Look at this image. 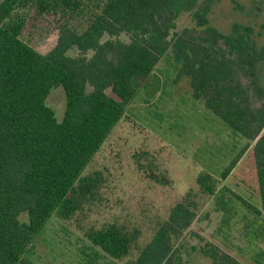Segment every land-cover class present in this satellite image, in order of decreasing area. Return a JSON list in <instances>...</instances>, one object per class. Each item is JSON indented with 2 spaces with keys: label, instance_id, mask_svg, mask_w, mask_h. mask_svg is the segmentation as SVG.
<instances>
[{
  "label": "trees",
  "instance_id": "trees-1",
  "mask_svg": "<svg viewBox=\"0 0 264 264\" xmlns=\"http://www.w3.org/2000/svg\"><path fill=\"white\" fill-rule=\"evenodd\" d=\"M215 1H0V264H36L29 255L49 219H70L96 200L103 175L83 171L124 117L138 80L169 48L192 96L245 139L219 177L234 172L260 207L231 189L221 192L264 214V24L256 34L236 21L224 33L209 19ZM184 11L195 26L176 31ZM32 13L56 23V42L44 53L24 37ZM81 18L86 24L78 30L73 24ZM56 86L65 94L61 121L46 104ZM153 179L168 183L162 173ZM216 182L208 173L196 177L205 195L215 194ZM196 204L189 197L176 202L141 247L139 229L114 222L85 236L113 259L137 250L131 264H180L173 242L191 225ZM205 254L211 264H244L215 244Z\"/></svg>",
  "mask_w": 264,
  "mask_h": 264
},
{
  "label": "rangeland",
  "instance_id": "rangeland-1",
  "mask_svg": "<svg viewBox=\"0 0 264 264\" xmlns=\"http://www.w3.org/2000/svg\"><path fill=\"white\" fill-rule=\"evenodd\" d=\"M209 19L224 33L237 21L253 25L259 34L260 25L264 24V0H216ZM85 24L81 18L73 25L81 30ZM194 26L191 13L184 11L178 15L176 31ZM57 34L51 17L32 13L24 37L44 53L55 44ZM260 36L261 42L264 37ZM178 66L169 48L152 73L138 80L135 97L127 105L124 117L83 171L102 173L98 197L70 219L51 217L33 243L29 255L33 262L131 264L137 250L113 259L90 243L86 231L113 222L130 231L137 228L141 247L168 218L175 203L189 197L197 203L196 216L173 242L180 264H211L205 251L213 244L244 264H264V214L249 212L232 192H221L231 189L260 207L255 193L249 195L236 181L234 172L225 179L219 177L221 169L246 141L207 109L203 100L192 96L189 76H176ZM261 76L264 80V67ZM46 104L61 121L65 110L61 86L51 89ZM160 173L168 183L153 179ZM200 173H208L217 180L215 194L200 192L196 183ZM24 215L26 212L19 218L25 219Z\"/></svg>",
  "mask_w": 264,
  "mask_h": 264
}]
</instances>
